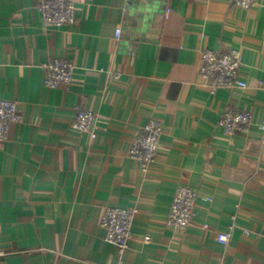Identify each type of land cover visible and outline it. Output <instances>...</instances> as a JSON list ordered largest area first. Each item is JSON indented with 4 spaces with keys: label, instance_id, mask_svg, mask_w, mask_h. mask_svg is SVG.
<instances>
[{
    "label": "crops",
    "instance_id": "obj_1",
    "mask_svg": "<svg viewBox=\"0 0 264 264\" xmlns=\"http://www.w3.org/2000/svg\"><path fill=\"white\" fill-rule=\"evenodd\" d=\"M75 18L44 26L36 0H0V97L24 115L0 147V264L115 262L108 205L135 209L123 264H264V140L218 125L228 106L264 116V0H76ZM231 48L247 86L211 94L201 52ZM54 57L74 63L69 86L44 84ZM77 106L95 138L73 127ZM150 117L163 132L144 172L128 149ZM183 185L197 200L179 230L167 218Z\"/></svg>",
    "mask_w": 264,
    "mask_h": 264
},
{
    "label": "built area",
    "instance_id": "obj_2",
    "mask_svg": "<svg viewBox=\"0 0 264 264\" xmlns=\"http://www.w3.org/2000/svg\"><path fill=\"white\" fill-rule=\"evenodd\" d=\"M240 7H250L255 0H231ZM76 0H36V8L41 23L44 26H63L74 23ZM120 28L116 29L118 37ZM241 54L237 48L228 51L205 49L201 52V61L198 66L199 75L210 86V93L215 94L218 88L246 87L247 82L239 77ZM45 69L44 84L54 88L59 84L69 86L74 78V63L66 58L54 57L43 63ZM76 114L72 122L78 130L89 132L92 138L97 133L95 130V113L88 108L77 106ZM24 120V115L18 109L17 102L0 97V147L8 137L10 124ZM218 125L227 132L247 131L256 127L264 140V116L256 121L250 110L228 106L218 120ZM163 123L161 119L150 117L149 120L135 134L129 146L128 154L137 160L140 168L146 172L158 155ZM197 192L187 185L176 188L168 211L167 225L179 229H186L195 216ZM135 217V209L124 206H105L101 216L100 225L106 231V239L117 247L118 258L109 264H123L124 252L128 247L132 236V225ZM233 223L236 214L232 216ZM232 223V224H233ZM232 227V226H231ZM231 227L218 231L216 239L222 244H228L231 239ZM150 236H145L148 241ZM5 250L0 247V259ZM94 264H106L104 262ZM216 264H223L218 262Z\"/></svg>",
    "mask_w": 264,
    "mask_h": 264
}]
</instances>
